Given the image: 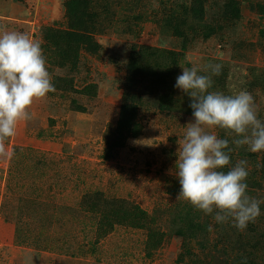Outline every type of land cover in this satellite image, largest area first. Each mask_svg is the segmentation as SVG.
Wrapping results in <instances>:
<instances>
[{
    "label": "rangeland",
    "instance_id": "1",
    "mask_svg": "<svg viewBox=\"0 0 264 264\" xmlns=\"http://www.w3.org/2000/svg\"><path fill=\"white\" fill-rule=\"evenodd\" d=\"M14 30L41 42L55 91L7 141L13 159L0 157V264H264V203L239 231L177 198L194 119L174 87L183 68L220 64L210 90L248 91L264 120V0H0V33ZM124 105L140 134L108 154ZM210 131L231 165L248 161V194L264 201V151ZM132 206L153 223L98 237L101 213ZM150 232L163 239L149 251Z\"/></svg>",
    "mask_w": 264,
    "mask_h": 264
},
{
    "label": "clouds",
    "instance_id": "2",
    "mask_svg": "<svg viewBox=\"0 0 264 264\" xmlns=\"http://www.w3.org/2000/svg\"><path fill=\"white\" fill-rule=\"evenodd\" d=\"M207 67L211 75H201L195 67L183 68L174 85L190 98L194 119L178 144L177 198L205 215L214 214L219 224L231 219L235 228L244 231L261 215L264 201L248 194V161L231 165L229 141L210 130H228L234 134V145L258 153L264 151V120L248 91L231 95L211 91L212 76L220 74L222 65ZM54 91L41 42L20 31L0 33V157L13 159L16 152L7 147V141L17 135L21 122L32 119L33 103Z\"/></svg>",
    "mask_w": 264,
    "mask_h": 264
},
{
    "label": "trees",
    "instance_id": "3",
    "mask_svg": "<svg viewBox=\"0 0 264 264\" xmlns=\"http://www.w3.org/2000/svg\"><path fill=\"white\" fill-rule=\"evenodd\" d=\"M135 116V108L133 106L124 105L120 111V117L116 128V138L108 146L107 153L109 154L114 148H122L124 146V134L129 133L133 137H137L140 134V127L137 123L133 122ZM153 223V220L149 218L148 214L141 210L137 206L130 208H113L109 211H105L100 214V221L97 227V234L99 238H102L109 234L114 226H128L132 229H145L149 224ZM202 229L201 226H192L193 232H199ZM203 230V229H202ZM163 235H159L157 232H150L147 240V249L156 248L151 243L157 244L162 241ZM149 255V254H148Z\"/></svg>",
    "mask_w": 264,
    "mask_h": 264
}]
</instances>
